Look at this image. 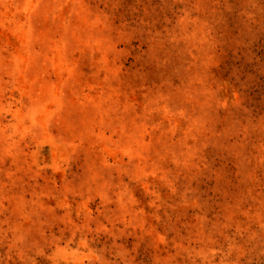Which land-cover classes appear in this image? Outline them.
Instances as JSON below:
<instances>
[{
	"label": "rangeland",
	"instance_id": "374dc122",
	"mask_svg": "<svg viewBox=\"0 0 264 264\" xmlns=\"http://www.w3.org/2000/svg\"><path fill=\"white\" fill-rule=\"evenodd\" d=\"M0 264H264V0H0Z\"/></svg>",
	"mask_w": 264,
	"mask_h": 264
}]
</instances>
